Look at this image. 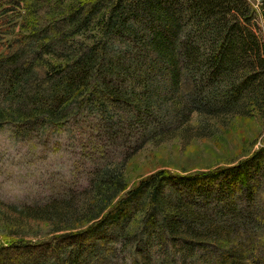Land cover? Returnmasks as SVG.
Returning a JSON list of instances; mask_svg holds the SVG:
<instances>
[{"label":"trees","instance_id":"16d2710c","mask_svg":"<svg viewBox=\"0 0 264 264\" xmlns=\"http://www.w3.org/2000/svg\"><path fill=\"white\" fill-rule=\"evenodd\" d=\"M255 19L246 0H0V128L47 137L84 110L108 122L117 103L139 124L183 118L182 96L218 115L253 90L264 108ZM102 122L113 137L130 127ZM122 166L96 171L79 209L68 197L66 208L27 210L70 230L39 243L4 237L0 264H95L129 244L145 264L158 252L155 264H264V146L130 187Z\"/></svg>","mask_w":264,"mask_h":264},{"label":"rangeland","instance_id":"374dc122","mask_svg":"<svg viewBox=\"0 0 264 264\" xmlns=\"http://www.w3.org/2000/svg\"><path fill=\"white\" fill-rule=\"evenodd\" d=\"M246 1L256 12L253 34L264 63L263 0ZM255 55L249 52V60H254L255 70H259ZM253 91L245 94L234 111L228 109L218 115L199 113L182 96L183 118L158 114L139 124L124 118V115L130 116L129 112L117 103L112 105L113 117L108 122L97 112L84 110L62 129L47 132V137L36 132L19 136L11 128L1 127L0 244L6 242L4 237L39 243L68 232L69 226L65 224L71 216L57 223L59 227H66L54 232L55 224L41 220L42 217H29L26 212L44 209L53 203L66 208L68 197L74 198L70 203L72 209H79L87 199L96 171L112 170L124 162L122 175L130 187L161 169L171 173L208 171L264 146V108L260 109V99ZM120 119L127 121L122 126H130L126 132L115 137L105 134L101 122L116 125ZM84 228L83 224L72 232ZM129 249L131 244L128 249H115L111 258L105 256L102 261L97 258L95 264H145L141 255L132 257ZM162 256L158 252L148 262L155 264Z\"/></svg>","mask_w":264,"mask_h":264}]
</instances>
